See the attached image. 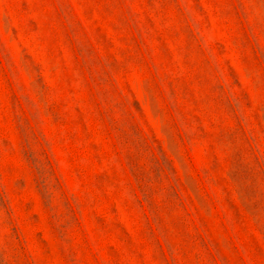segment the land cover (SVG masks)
Wrapping results in <instances>:
<instances>
[{"label":"rangeland","instance_id":"1","mask_svg":"<svg viewBox=\"0 0 264 264\" xmlns=\"http://www.w3.org/2000/svg\"><path fill=\"white\" fill-rule=\"evenodd\" d=\"M0 264H264V0H0Z\"/></svg>","mask_w":264,"mask_h":264}]
</instances>
